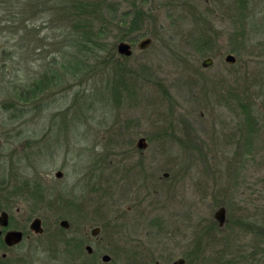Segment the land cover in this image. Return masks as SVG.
<instances>
[{"label":"rangeland","instance_id":"374dc122","mask_svg":"<svg viewBox=\"0 0 264 264\" xmlns=\"http://www.w3.org/2000/svg\"><path fill=\"white\" fill-rule=\"evenodd\" d=\"M13 1L0 0V205L28 222L40 218L48 230L65 228L61 220H66L70 233L78 223L95 225L99 216H120L115 235L126 236L129 244L120 252L122 246L113 242L114 264H155V259L168 264L185 254L191 256L185 258L190 264H206L218 245H207L202 232L220 207L213 203L214 194L228 188L226 162L233 154L228 135L235 127L214 90L243 76L242 69L236 75L228 72L237 57L229 63L228 51L199 56L189 50L185 44L193 32L191 21L181 22L175 13L168 16L163 0H153L147 4L155 17L152 33L111 44L121 54L117 45L129 43L127 66L138 71L146 67L153 81L139 79L131 97L116 101L108 64L96 56L76 57L78 51L71 47L65 50L69 29L54 14H37L24 24L20 10L29 0L21 8ZM252 5L256 33L250 38L258 42L264 37V0H252ZM211 19L216 30L227 28L220 17ZM143 38L151 42L140 49ZM257 54L242 57L256 76L255 92L258 75L264 74V51ZM100 55L103 61L104 51ZM76 58L79 63L87 60L84 71L68 66ZM206 58L212 62L204 67ZM65 64L71 70L64 71ZM43 73L60 76L57 84L33 98L17 96ZM255 100L258 104L260 98ZM141 137L144 149L137 147ZM256 147L254 157L239 168L234 195L258 204L264 202V137ZM36 187L37 197L32 195ZM257 249L253 234L243 232L228 247L255 257ZM41 253L30 264H75Z\"/></svg>","mask_w":264,"mask_h":264},{"label":"trees","instance_id":"16d2710c","mask_svg":"<svg viewBox=\"0 0 264 264\" xmlns=\"http://www.w3.org/2000/svg\"><path fill=\"white\" fill-rule=\"evenodd\" d=\"M15 1L16 4H20V8L27 2ZM151 1L153 0H29L27 5L23 4L19 17L25 24L37 14H54L69 29V33L65 36V46L62 47L65 50H69V47L77 50L76 57L96 56L99 63L108 64L113 75L111 92L114 99L120 101L121 98L131 97L135 93V88L139 87L136 81H140L139 79L147 83L153 81L146 67H140L139 71L130 68L127 66L130 56L117 54L115 46L111 45L113 41L135 40L136 37L152 33L150 25L151 20L155 21V17L151 18L154 13L151 7H147ZM161 3L170 11L168 16L172 17L175 13L181 22L186 19L191 21L193 32L187 37L188 45L185 44L189 50H196L199 56L228 51L237 57V62L228 66V72H235L236 75L242 69L243 73L242 77L234 78L231 83L216 86L214 90L218 97L217 102L233 115L235 127L228 135L229 142L233 146L232 157L226 162L228 188L224 192L218 191V195L214 194L212 198L216 206L225 208L226 222L220 227L216 220L212 219L211 225L202 232L207 245H218L205 263L234 264L237 260L238 263L264 264V202L257 204L247 198L236 200L234 195V191L240 185L237 180L239 168L254 157L259 150L256 147L257 141L264 137V74L258 75L259 92H255L253 87L256 76L248 72L249 64L242 61L244 56L253 57L254 54L261 55L257 53L264 51V37L258 42L255 41L256 43L250 38L256 33L252 32L255 30L251 20L254 17L252 0H163ZM14 5L15 3L12 4ZM212 17H220L227 21V28L224 31L216 30L212 26ZM257 44L262 46V49L255 51L253 46ZM103 51L106 56L102 61L100 53ZM68 62V66L71 65L73 71L74 69L84 71L88 64L87 60L83 59L79 63L77 58ZM68 66L64 71L68 70ZM74 66L78 67L74 68ZM56 77L59 79L60 76ZM55 78L43 73L30 86L19 91L17 96L23 99L36 97L44 91V88L56 85ZM256 96L257 99L260 98L258 104H256ZM187 128L188 126L183 129L192 135V131ZM184 144L189 145L187 142ZM32 195L37 197L40 195V190L37 187L33 188ZM250 208H254L258 215L255 219H252L253 212L250 213ZM222 228H227L226 233H220L223 232ZM241 232L245 235L253 234L255 247H258V257L228 250L229 246H234V240ZM201 245V243L196 244L197 248ZM184 257L191 260L188 254Z\"/></svg>","mask_w":264,"mask_h":264},{"label":"flooded vegetation","instance_id":"af4514ba","mask_svg":"<svg viewBox=\"0 0 264 264\" xmlns=\"http://www.w3.org/2000/svg\"><path fill=\"white\" fill-rule=\"evenodd\" d=\"M0 206V264H30L39 252H42L41 257L48 256L52 260L63 258L75 264H114L113 242L117 241L122 246L120 252L128 249L127 237L123 239L115 235L114 227L120 230L118 223L115 224L120 216H99L96 220L100 222L95 221V225L78 223L73 233H70V224L65 228L59 226L48 230L39 218L41 231L37 232L31 228V224L38 217L29 218L28 222L13 214L8 206ZM127 209L130 210V207ZM100 210L103 209L93 208V211ZM15 211L18 213L19 208Z\"/></svg>","mask_w":264,"mask_h":264},{"label":"water","instance_id":"95a60500","mask_svg":"<svg viewBox=\"0 0 264 264\" xmlns=\"http://www.w3.org/2000/svg\"><path fill=\"white\" fill-rule=\"evenodd\" d=\"M150 42H151V38H143L141 41L138 42V47L140 49H143V48L147 47L150 44ZM117 50L119 53L126 55V56H130L132 53L131 45L127 42H120L117 45ZM235 60H236V58L233 54H227L225 56V61H227L229 63H234ZM211 62H212L211 58H206L205 60L202 61V65L204 67H207ZM146 145L147 144L145 142V138L144 137L139 138V140L137 142V147L140 149H144L146 147ZM61 175H62V173L60 171L56 172V176L60 177ZM214 217L218 221L220 226L223 225L225 222V218H226L225 208L222 206L219 207L218 210L214 213ZM40 223H41L40 219L35 218L31 224V228L37 232L41 231ZM61 224L64 226H67L68 222L66 220H61ZM17 239H19V237H17ZM168 264H190V263H188L185 260V258L179 257V258L171 261Z\"/></svg>","mask_w":264,"mask_h":264}]
</instances>
